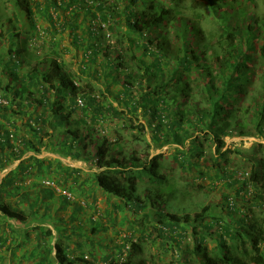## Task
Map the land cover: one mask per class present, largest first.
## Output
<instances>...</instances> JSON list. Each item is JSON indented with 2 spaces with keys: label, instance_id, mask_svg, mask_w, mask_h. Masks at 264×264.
Returning <instances> with one entry per match:
<instances>
[{
  "label": "trees",
  "instance_id": "16d2710c",
  "mask_svg": "<svg viewBox=\"0 0 264 264\" xmlns=\"http://www.w3.org/2000/svg\"><path fill=\"white\" fill-rule=\"evenodd\" d=\"M90 1L0 0V100L6 102L0 104V177L18 162L0 178V252L9 233L16 232L10 223L13 221L19 224L20 235L23 232L29 239V232L35 234L40 248L35 255L33 252L35 264H52L53 260L57 264H90L84 253L75 262L61 243L51 246V230L30 225L39 208L55 194L61 202L69 201L62 194L65 191L59 189L64 188L65 178L57 176L58 171L63 175L69 171V175V168L57 161L64 172L56 170L53 175L48 173L51 164L37 157L43 145V126H50L54 138L60 141L57 146L65 148L66 155L91 160L96 166L97 172L91 175L94 190L117 201L109 212V223L114 224L115 214L127 209L142 215L140 223L153 215L161 240H169L178 227L183 232L191 227L195 237V229L200 228L214 246L208 249L204 237L196 238L191 251L194 258L180 264H264V215L257 218L252 212L253 207L264 205V158L256 157L264 145L256 143L251 148L252 172L245 173L250 174L249 178L242 174L239 178L237 170L220 165V161L227 162V153H238L221 152L224 137L231 136L234 129L245 136L251 123L255 135L264 140V16L240 20L245 14H254L255 8L250 10V6L255 0H193V6H208L210 18L219 26L216 36L210 33L207 38L201 27L202 12L194 8L190 14L182 12L178 0H93L91 5ZM36 13L48 22L53 41L55 33H68L72 47L83 55L81 74L105 79L106 87H119L112 95L118 106L134 113L140 111L153 142L179 145L174 161L181 170L197 172L199 179H212L198 167L206 153L205 144L215 146L212 180L224 192L221 204L225 217H217L209 206L193 214L171 209L179 204L175 202L178 191H173L175 183L161 170L163 155L148 158L150 145L143 137L144 125L136 126L128 120L122 128L129 130V137L114 130L112 141L93 134V127L101 125L107 114L120 117L122 113L112 103L99 99L104 98L103 91L98 90V95L92 84L75 82L77 76L55 53L59 42L51 43V56L39 60L33 56L35 65L29 70L24 68L25 57L31 56L24 45L37 38ZM229 18L237 19L230 27ZM96 23L101 24L98 29ZM175 25V35L186 28L179 46L167 40L169 29L172 31ZM103 29L105 35L111 33L108 37L113 46L103 44ZM214 37L217 39L211 45ZM213 46H217L216 56ZM193 83L201 88L199 102L192 93ZM32 111L37 115L33 116ZM22 115L27 116L25 122L19 120ZM9 126L12 131L7 129ZM20 131L24 136L19 135ZM132 139L147 145L146 155L128 149ZM87 147L90 151L84 153ZM27 153L32 155L26 157ZM26 177L34 178L30 186L37 189L34 196L21 184ZM43 180L56 185L44 182L42 187ZM248 185L255 191L249 198L245 196ZM44 207L49 213L50 206ZM90 223L93 235L105 230L100 221ZM142 239L144 236L131 233L124 236L118 259L106 256L104 264H160L158 256L145 255Z\"/></svg>",
  "mask_w": 264,
  "mask_h": 264
},
{
  "label": "rangeland",
  "instance_id": "374dc122",
  "mask_svg": "<svg viewBox=\"0 0 264 264\" xmlns=\"http://www.w3.org/2000/svg\"><path fill=\"white\" fill-rule=\"evenodd\" d=\"M92 1L93 0L88 3L91 5ZM103 1H105L106 3L115 2V0ZM178 1L179 7L182 12H187L188 14H190L193 8L200 10L203 14L201 17V27L203 34L206 38L210 33L216 36V32L219 26L210 18L211 14L208 11V6H206V8L198 7L197 5L193 6V3L195 2L193 0ZM196 1L200 2L201 0ZM201 3H204V0H202ZM253 8H255V11H253L254 14H245L244 18L241 17L242 19L240 20L246 21L250 20V18H252L253 16H264V0H255V4L252 7L250 6V10ZM78 19L81 20V17H79ZM235 20L237 19L229 18V22L227 23L229 27L234 24ZM35 24L37 25V38L34 37L35 40L33 39L32 41L30 39L29 42L24 45L31 54L30 57H25L26 64H24V68L29 70L32 66L35 65V59L33 56H36L37 60H39V58L44 55L51 56V54L49 53L51 43L59 42L55 53L59 54V58H61V60L65 62L67 69L75 76H77L75 78V82L78 85H84L86 83L92 84L94 86L93 89L97 94L98 90L103 91L102 93L104 98L99 96V99L105 104V101L112 103L113 107H115L122 113V116L120 117L112 114H107L101 122V125H96L93 127V134L96 135V137L105 136L107 139L112 141L114 138L113 134L115 133L114 130L123 134L125 138L129 137V130L122 128V125L128 123V120L133 122L132 124L136 126L144 125L145 135L143 137L147 142L146 144L150 145L149 149H147L149 155L147 154V151L145 149L147 145L143 142L136 143L135 140L133 141V139L128 143V149L142 151L144 152V155L147 154L148 158H151L158 154L163 155L161 170L165 174H167L168 177L176 184H174L173 186V191L175 189H177L178 191L176 193L177 201L175 202L179 204H174L171 209H176L179 214H181L182 212H190L191 214H193L199 213L203 206H209L210 208H213V212L217 217H225V210L223 208L224 205L221 204L223 202L222 198L224 192L218 189L219 186H216V188L215 181L212 180L213 178H215V169H212L211 166L214 165L216 160H214V158L211 156L215 154V146H212L210 148L207 143L205 144L207 148L206 153L199 160V164L201 166L198 167L203 171H207L209 175L212 176V179H199L197 178V172H187L181 170L174 161V155L177 153L175 149H178L179 145H162L161 143L153 142L151 139V129L149 128L148 123H145L140 111L138 110V112L134 113L132 109L118 106L117 101L112 95L119 89V87H106L107 82L105 81V79L99 80L97 76L89 77L86 72L85 74H81L80 69L83 68V55L82 52L72 47L71 39L68 33L64 32L63 34L58 35L55 33V38L53 41L51 39L48 22L45 18H42L37 14L35 16ZM100 25V23H96L95 29H98ZM177 30L178 27L176 25L172 28V31L174 32L173 34L171 29H169V37L167 40L170 44L179 46L181 44L183 36L186 35V28H181V30H179V34L175 35V32L177 33ZM109 35L111 36V33L108 32L105 35V31L103 29L101 40L104 45L113 46V40L111 41V37H108ZM178 37L180 39H178ZM22 39H24V37H22ZM216 39L217 38L214 37L211 45H213ZM206 40H204L205 43ZM216 47L217 46H213V48H215V54L213 53V56H216V53L218 52ZM112 55L115 56L114 54ZM125 60L127 61V59ZM149 60L150 59H148V61ZM101 74L102 73H100V75ZM192 88V93L193 95H195L196 101L199 102L198 98L201 97V88L199 83H197V85L193 83ZM247 104L248 102H246L244 105L247 106ZM16 111L17 108L15 107V112ZM32 114L33 116H36L37 112L32 111ZM72 117L74 116L72 115ZM26 119L27 116L25 115H22L19 118V120H21L22 122H25ZM234 122L236 123L237 121L235 120ZM7 129L9 131H12V128L10 126ZM43 129V145L40 148V154L37 157L43 162H49L51 164L52 170H49L48 173H53L60 170L58 165H56L57 161L61 163L62 167H67L70 170L69 175V171L65 175L60 174L59 171L57 172V176L59 178H65L64 188L59 189L66 192H62L63 195L66 194L64 196H70L68 198L69 201L65 200L61 202L62 200L57 199V194H55L54 197L48 199L44 203L45 205H42L39 208L35 218L33 217V220L30 223V225H42L43 227L51 230L52 237L49 239L51 246H53L55 242L61 243L68 249L70 257L74 258L75 262L78 261L77 259L80 257V253H84V259L90 262V264H104L103 258H105L106 256H110L113 260L118 259V247L120 244H122L123 237L129 236L130 233L139 238L144 236L141 245L144 247L145 255H154L155 257L158 256L160 264H180L182 260H184L185 262L190 259L192 260L194 256L191 254V251L195 244L194 240L196 238L204 237L206 240L204 244L208 249H211L214 246L212 239L208 235L205 236V232L200 228L195 229L196 237L194 236L191 227L186 228L184 232L180 227H178L176 232L170 236L169 240H161L158 237L157 232L155 231L157 223L152 219L153 215L150 216L147 220H142L143 223H140L138 220L142 219V215H138V217L127 209H123L115 214L116 217L114 224L113 222L109 223V212L113 210V204H115L117 201L112 198L108 200L101 192L94 190L95 188L93 187L91 180V175L94 172H97V168L94 163H92L91 160H77L71 158L69 155H66V149H61L57 146L58 144H60V141H57L56 137L54 138V131L50 128V126H43ZM83 129L84 128L81 127V130ZM245 132L247 133V135L242 136L238 133V130L234 129V133L231 136L224 137L223 141L225 143V146L221 150V152L226 150L238 152L227 153V162L226 160L220 161V165L226 166L227 168H230L232 170H237L238 176H240L239 178H243L241 177L242 175L244 176V178L250 177V174L248 176V174L245 173L252 172L250 165L253 162L252 160L254 158L252 154L253 151L251 153V148L254 146V144L260 143L264 145L263 138L255 135L251 123L245 129ZM19 135L24 136V133L20 131ZM187 146L188 141L185 143V147ZM83 150H85L84 153L87 150L90 151L88 147L84 148ZM31 155V153H27L26 157ZM260 156L264 158V148L256 152V157L258 158ZM17 164L18 162L14 163L11 167L2 172L0 178H2L10 170L14 169ZM75 170L77 172H75ZM32 182H34V178L26 177L22 180L21 184L24 185V190L28 191L31 196H34L37 193V189L30 187L32 185ZM44 182L45 185L47 184L46 182H48L47 185L51 187L52 185H54V182L52 181L43 180L42 187L45 186ZM198 186H201L203 190L200 191V187L198 188ZM248 186L249 187L247 190L249 191L245 194V196L249 198L255 191L253 190L252 185ZM212 187H215L216 189L210 192V189H212ZM83 203L87 204V206ZM44 206H50L49 213L46 214L47 211L44 209ZM76 206H79L80 209L76 208L77 210H75ZM149 211L151 210L149 209ZM253 211L257 218L263 216L264 205H259V208L253 207L252 212ZM60 220H62L61 223ZM90 220L96 222L100 221L104 225L105 230L98 232L95 235L91 234L90 230L92 228V224L90 223ZM10 223L15 226L16 232L13 231L12 233H9L7 242L4 244L0 252V264H35L34 251H40L38 240L35 234L29 232L28 239L25 237V234L23 232H21V235L19 234V224H16L13 221H11ZM59 233H63L61 235L62 238L59 236ZM0 234H2L1 231ZM87 237L88 239H90L89 242H86L88 241ZM18 241L23 242L20 243L21 246L18 245L19 247L16 245ZM92 241L93 244L91 243ZM164 243L167 244V247H163L161 245ZM174 251H176L177 253H174ZM51 256L53 258L54 251L51 252ZM52 264L57 263L53 260Z\"/></svg>",
  "mask_w": 264,
  "mask_h": 264
},
{
  "label": "built area",
  "instance_id": "2783aa9c",
  "mask_svg": "<svg viewBox=\"0 0 264 264\" xmlns=\"http://www.w3.org/2000/svg\"><path fill=\"white\" fill-rule=\"evenodd\" d=\"M0 104H3L4 105V104H6V102L3 101V100H0ZM64 195H66V194H64ZM66 197L69 198L70 196L67 195Z\"/></svg>",
  "mask_w": 264,
  "mask_h": 264
}]
</instances>
